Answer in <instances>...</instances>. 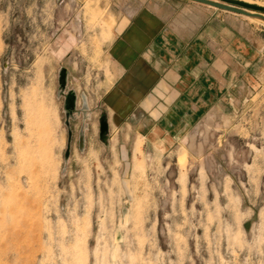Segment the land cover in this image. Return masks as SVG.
I'll return each mask as SVG.
<instances>
[{"label": "rangeland", "instance_id": "obj_1", "mask_svg": "<svg viewBox=\"0 0 264 264\" xmlns=\"http://www.w3.org/2000/svg\"><path fill=\"white\" fill-rule=\"evenodd\" d=\"M147 5L232 40L186 125L106 98L116 27ZM0 264H264V20L200 0H0Z\"/></svg>", "mask_w": 264, "mask_h": 264}, {"label": "crops", "instance_id": "obj_2", "mask_svg": "<svg viewBox=\"0 0 264 264\" xmlns=\"http://www.w3.org/2000/svg\"><path fill=\"white\" fill-rule=\"evenodd\" d=\"M130 9L109 50L119 73L106 98L117 112L147 113L153 125L173 117L178 121L169 125H186V110L199 112L213 103L212 78L224 81L217 63L228 64L232 40L223 36L218 41L213 30L199 35L201 22L177 24L173 12L167 15L149 5ZM217 42L224 50L218 54Z\"/></svg>", "mask_w": 264, "mask_h": 264}, {"label": "water", "instance_id": "obj_3", "mask_svg": "<svg viewBox=\"0 0 264 264\" xmlns=\"http://www.w3.org/2000/svg\"><path fill=\"white\" fill-rule=\"evenodd\" d=\"M197 1V0H196ZM200 1H204L206 3L209 4H214L216 6H219L221 8H228L230 10H234L237 11L239 13H243L245 15H255L257 14L259 18L264 20V17H262L261 13H264V6L259 5V4H253V3H249L246 2L244 0H220L221 2H217L215 0H200ZM245 9H251L254 10L258 13L255 14H251L249 12H247V10ZM58 78H57V87H59L58 89V93L63 95V110H64V116H65V124L68 125L69 123V118H71L72 116V112L76 109V94L73 88L65 90L66 89V78H67V70L64 66L59 67L58 69ZM106 122L104 119V116L102 115L100 118V127L102 129L105 128ZM71 136V131L68 130V139H67V147L64 153V157H66L68 155L69 152V139ZM82 138L80 137L79 139V144L80 146H82Z\"/></svg>", "mask_w": 264, "mask_h": 264}, {"label": "bare ground", "instance_id": "obj_4", "mask_svg": "<svg viewBox=\"0 0 264 264\" xmlns=\"http://www.w3.org/2000/svg\"><path fill=\"white\" fill-rule=\"evenodd\" d=\"M249 3H251V2H249ZM254 4V3H253ZM245 10H247V12H249V13H251V14H255V13H258V12H256V11H254V10H251V9H245ZM97 14H95V16H96ZM261 15H262V17H264V13H261ZM92 16V15H91ZM94 16V17H95ZM248 17H249V15H248ZM250 17H254V18H257V19H260L261 21H263V19H261V18H259L258 17V15L257 14H255V15H251ZM74 112V111H73ZM72 112V113H73Z\"/></svg>", "mask_w": 264, "mask_h": 264}]
</instances>
